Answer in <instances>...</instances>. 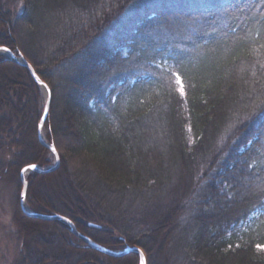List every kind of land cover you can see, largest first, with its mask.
I'll use <instances>...</instances> for the list:
<instances>
[{
  "label": "trees",
  "instance_id": "trees-1",
  "mask_svg": "<svg viewBox=\"0 0 264 264\" xmlns=\"http://www.w3.org/2000/svg\"><path fill=\"white\" fill-rule=\"evenodd\" d=\"M22 2V29L0 10V46L51 91L44 129L61 158L55 172L76 159L70 179L61 173V200L41 192L58 179L26 176L29 211L61 215L109 249L154 250L158 264H264V0ZM100 5L110 6L105 24H78V10L92 23ZM38 93L0 55V178L18 192L21 168L47 163ZM13 222L22 264H99L61 222L30 218L18 202ZM103 257L138 264L135 254Z\"/></svg>",
  "mask_w": 264,
  "mask_h": 264
},
{
  "label": "rangeland",
  "instance_id": "rangeland-1",
  "mask_svg": "<svg viewBox=\"0 0 264 264\" xmlns=\"http://www.w3.org/2000/svg\"><path fill=\"white\" fill-rule=\"evenodd\" d=\"M96 9H97V11L95 12L94 17L91 19V22L92 23H90L89 21H87V19L83 23H81L79 21V19H80L81 15H84V13H82V12H85V11L78 10L77 13H76V17L79 18V19H77L78 24H81V25L82 24H85L83 26V28H85V26H86V28H88L90 25H92V28H93V20L94 19L99 20L101 26L103 24H105L106 21H103V18H104L103 17V14L109 16L110 6H109V8L106 7V8L103 9V7L100 5V6H97ZM0 10H1V13L5 14L7 16L8 20H10V22L12 21L13 23L17 24V27H16L15 30H17L18 28H21L22 29V27L18 24L19 22L17 23V19H18L19 15H21L22 12H23V2H22V0H0ZM89 10H91V9H89ZM104 19H106V18H104ZM87 32L89 33V35H92V30L87 31ZM49 48H52V47H49ZM124 54H126V50H123V55ZM0 55H4V56L8 57L7 54H0ZM8 59H9V57H8ZM162 65L165 66V67H168V69L171 68L170 65H169V62L167 60H164L162 62ZM35 73L39 76V74L37 72H35ZM30 78H31V76H30ZM39 78L41 79L40 76H39ZM37 88H38V91H39V93H38V100L40 102V104H39L40 105V109H43L42 107H43L44 102H45L44 92H43V90L39 86H37ZM176 88H177V85H176ZM51 98H52V96H51ZM50 106H51V99H50ZM50 106H49V110H50ZM48 117H49V112H48V116H47L46 121L48 120ZM47 129L45 130L44 129V125H43L42 136H43V139L44 140L47 139L46 138L47 137V132H48ZM187 137L189 139V145H191L193 143V140L191 138L190 131L188 129H187ZM37 138H38V135H37ZM38 140H39V138H38ZM45 141L47 142V140H45ZM38 142H40V140ZM43 147L45 149H47L45 146H43ZM47 151H48V153H47V159H46L47 160V163L44 166H38L37 165L39 168H48V167H51V166L54 165V157H53V155L51 154V152L48 149H47ZM57 154H58V157H59V164H58V167L56 169H54L51 172H47V173H37V174H42V175L48 174L47 175L48 177H46L47 179L49 178L48 180H50V179H58V182L57 181H54V182H51L50 181V183H47V184L46 183H42V186H41V188L43 187V189H44L41 192H44V195H50V197L53 198L54 200H59L61 196L65 195V193L68 192L66 190V187H65L66 185L64 184L65 181L62 180L61 176L62 175L63 176H66V174H68L67 175V178L70 179L69 170H70L71 167H73L74 165H76V163H75V160L76 159L69 158L66 161L64 160V162L62 164L63 166H65V171H66L65 174H63V171L62 170H61L62 172L61 171L60 172H55L56 170H58V168L61 165V158L59 156L58 151H57ZM202 171H203V169H201V172ZM53 172H55V173H53ZM61 173H62V175H61ZM26 176H25V178H26ZM19 181H20V177H19ZM20 190H21V183H20ZM20 190L18 192L15 189L14 182L13 181H9L8 178H0V264H22L23 263V256H24V254H23V252H24L23 251L24 250L23 247L24 246H22V243H23L22 241L23 240H22L21 236L18 234V232L16 230V227H15V224L13 222V214L15 212L17 202L19 203V193H20ZM26 192H27V190H26ZM169 199H171V195H168L165 198V202H167ZM25 204H26V207L28 208L27 202H26V197H25ZM37 213H41V212H37ZM42 214H49V213H42ZM181 220H183L182 217H181ZM41 221H44V220H41ZM49 222H51V221H49ZM89 224H93V223H89ZM89 224H88V226H89ZM93 225H96V224H93ZM244 225L245 224L239 225L237 227V229H241ZM96 226H98V228L100 227L99 225H96ZM94 228H96V227H94ZM79 233H81V232H79ZM81 234H83V233H81ZM83 235L86 236L85 234H83ZM115 237H117V235H115ZM75 238H77V237H75ZM78 240H80V239H78ZM80 241L87 248H89L82 240H80ZM93 242H95V241H93ZM95 243H97V242H95ZM97 244L98 245H101L99 243H97ZM101 246H103V245H101ZM126 246H130V247L136 246V247L140 248L137 245H133V244H130V243L123 242L117 248H115L116 249L115 251H121ZM103 247H105V246H103ZM89 249H91V248H89ZM140 249L142 250L145 258H146V255H147L148 264H158V261H157L158 260V254H156V256H155V251L154 250H152L149 254H146L145 255V253H144L145 251L143 250V248L141 247ZM91 250L94 251V252H96L97 254H99V255H97V260H98V263L99 264H108V261L103 257V256H106L105 254H102L100 252H97V251H95L93 249H91ZM111 250H114V249H111ZM128 254H135V253H128ZM128 254H126V255H128ZM161 254L164 257V253L162 252ZM135 255L137 256V260H138V255L137 254H135ZM116 258H118V257H116ZM126 259H129L130 260L132 258L129 256ZM146 264H147V261H146Z\"/></svg>",
  "mask_w": 264,
  "mask_h": 264
},
{
  "label": "water",
  "instance_id": "water-1",
  "mask_svg": "<svg viewBox=\"0 0 264 264\" xmlns=\"http://www.w3.org/2000/svg\"><path fill=\"white\" fill-rule=\"evenodd\" d=\"M3 49H7V48L0 46V54H7L9 59L12 62L24 67L28 71V73L31 76V78L34 81V83L37 86H39L44 92L45 102H44V105H43V109H42L40 120H39L38 125H37V135H38V138H39L40 142L42 143V145L45 146L51 152V149H50L49 146L52 145V143L46 142L43 139V136H42L43 125H44V122L47 119L48 112H49L51 92H50L48 86L47 87L44 86V85H46L44 82H43V84L40 83V81H42L40 78H39V81L36 79V77L38 75L35 73L33 67L31 66V64H29L21 56L20 53H17V52L14 53L11 50L4 51ZM51 154L54 157V165L51 166V167L39 168L37 166L34 170H30V171H26V172L22 171V169L27 168L28 165L24 166L23 168H21V170L19 172L20 183H21V190H20V193H19V204H20V208H21L22 212L24 214H26L30 218L44 220V221H58V222H61V223L65 224L67 226V228L69 229V231L75 237H77L78 239L82 240L89 248H91V249H93V250H95L97 252H100L102 254H105V255H108V256H111V257H120V256L126 255L128 253H135V254L138 255V264H141V254H142V256H143V264H146V258L144 256L142 250L140 248L136 247V246H133V247L126 246L121 251L111 250V249H108V248L103 247L101 245H98L97 243H95L91 239H89L88 237H86L83 234L79 233L76 230L74 224L69 219H67V218H65V217H63L61 215H58V214H42V213L29 211V209L26 207V204H25V197H26V190H27V181H26L25 176L27 174H29V173H32V172H34V173H47V172H51L54 169H56L58 167V164H59V157H58L57 151H56V154H53L52 152H51ZM89 226L98 228V226L93 225V224H89Z\"/></svg>",
  "mask_w": 264,
  "mask_h": 264
},
{
  "label": "snow or ice",
  "instance_id": "snow-or-ice-1",
  "mask_svg": "<svg viewBox=\"0 0 264 264\" xmlns=\"http://www.w3.org/2000/svg\"><path fill=\"white\" fill-rule=\"evenodd\" d=\"M3 50L4 51H9V49H3ZM173 76H174V79H175V84L177 85V90L179 91L181 97H183L185 95V93H184V86H183V81H182V78H181V74L179 72H175V73H173ZM36 79L39 81V76H37ZM40 83L43 84V81H40ZM44 86L47 87V85H44ZM49 147L51 149V152L53 154H56L57 149H56L55 143H53ZM36 167H37L36 164H29L27 166V168L22 169V171L26 172V171L34 170ZM260 200L264 201V196H261ZM250 219H251V217H250ZM262 223H264V221H262ZM229 247H231V245ZM237 247H239V245H237ZM256 247H257L258 250H264V245L257 244ZM141 264H143V256H142V254H141Z\"/></svg>",
  "mask_w": 264,
  "mask_h": 264
}]
</instances>
